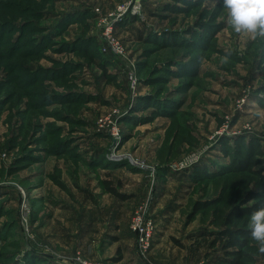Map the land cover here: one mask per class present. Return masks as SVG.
<instances>
[{
	"label": "rangeland",
	"instance_id": "1",
	"mask_svg": "<svg viewBox=\"0 0 264 264\" xmlns=\"http://www.w3.org/2000/svg\"><path fill=\"white\" fill-rule=\"evenodd\" d=\"M130 1L0 0V264L34 255L36 264L213 262L216 251L195 235L203 225L182 214L191 192L183 173L227 164L240 141L264 149V39L234 33L223 0H186L196 3L187 9L144 0L115 25L116 51L105 31ZM164 108L197 142L160 165ZM65 141L72 151L59 155ZM105 179L120 181L123 196L106 192ZM144 203L156 222L147 258L130 232Z\"/></svg>",
	"mask_w": 264,
	"mask_h": 264
},
{
	"label": "trees",
	"instance_id": "2",
	"mask_svg": "<svg viewBox=\"0 0 264 264\" xmlns=\"http://www.w3.org/2000/svg\"><path fill=\"white\" fill-rule=\"evenodd\" d=\"M175 1L183 4L184 9L188 8L186 6H196V3L191 5L186 0ZM191 37L192 41L197 39L195 35ZM177 40L173 37L154 42L165 45L174 44ZM146 103L144 107L147 105L153 108L154 115L161 113L158 102ZM164 109L163 113L168 111ZM174 112H167L170 121L156 153L160 165L178 159L185 147H191L197 142L191 128L184 125ZM68 146L65 141L55 146L54 151L59 155L72 151L71 146ZM229 150L226 152L230 157L227 164L211 169L208 164L201 163L183 173L190 179L191 192L181 211L187 216L188 224L199 220L203 225L199 234L195 235L202 238L199 247L206 244L216 251L212 264H259L264 261V253H260L255 242L249 238L248 219L252 212L264 206V168H258L264 165V149L259 140L251 139L240 141L239 149L233 153ZM117 186H121L120 181L118 185L110 179L103 181L106 192L122 197ZM192 240L196 241V236H192ZM39 258L34 255L26 259L24 264L42 262Z\"/></svg>",
	"mask_w": 264,
	"mask_h": 264
},
{
	"label": "clouds",
	"instance_id": "3",
	"mask_svg": "<svg viewBox=\"0 0 264 264\" xmlns=\"http://www.w3.org/2000/svg\"><path fill=\"white\" fill-rule=\"evenodd\" d=\"M226 25L238 35H248L253 40L264 39V0H223ZM231 52L226 50L221 58L228 62ZM250 240L264 253V206L251 213L248 219Z\"/></svg>",
	"mask_w": 264,
	"mask_h": 264
},
{
	"label": "built area",
	"instance_id": "4",
	"mask_svg": "<svg viewBox=\"0 0 264 264\" xmlns=\"http://www.w3.org/2000/svg\"><path fill=\"white\" fill-rule=\"evenodd\" d=\"M143 1L144 0H131L126 7L119 6L117 11H114L113 13L111 12L110 15L113 16V18L110 23L111 26H107L106 28L105 36L108 37L109 43H111L116 51H119V46L117 42L111 38V33L115 25L128 17L138 16L141 13ZM101 126L103 127V125ZM111 127L108 128L110 136H113L115 142H120L122 136L121 134L119 135V130H117L115 126L111 130ZM141 168L145 170L148 169L144 166ZM130 230L136 238L137 250L139 254L142 257L147 258L153 249L154 236L156 233V222L151 211L150 203H144L136 208L130 222ZM60 259H63L64 261H73L76 264H101L92 263L85 259L74 257H61Z\"/></svg>",
	"mask_w": 264,
	"mask_h": 264
},
{
	"label": "crops",
	"instance_id": "5",
	"mask_svg": "<svg viewBox=\"0 0 264 264\" xmlns=\"http://www.w3.org/2000/svg\"><path fill=\"white\" fill-rule=\"evenodd\" d=\"M130 232H131V231H130ZM131 234H132V232H131ZM135 243H136V242H135ZM126 247H129V246L126 245ZM127 251H128V250H127ZM130 251H131V248H130Z\"/></svg>",
	"mask_w": 264,
	"mask_h": 264
}]
</instances>
